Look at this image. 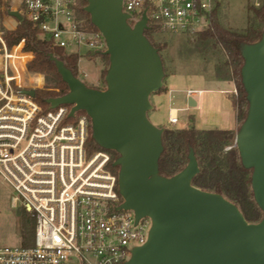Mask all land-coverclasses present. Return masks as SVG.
Returning <instances> with one entry per match:
<instances>
[{"label":"built area","instance_id":"built-area-1","mask_svg":"<svg viewBox=\"0 0 264 264\" xmlns=\"http://www.w3.org/2000/svg\"><path fill=\"white\" fill-rule=\"evenodd\" d=\"M216 2L122 0V11L131 25L145 15L152 35L194 34L208 26ZM76 5L77 0H1L0 19L15 31L19 21L8 12L18 11L52 46L78 54L81 79L88 76L79 68L81 59L106 46L100 31L76 16ZM23 46L22 38L8 48L0 31V178L14 192L11 206L34 220L33 245H0V264H128L132 249L146 241L150 221L135 222L132 210L119 208L123 199L109 152L86 154L87 114L69 116L66 104L43 110L22 93L43 83L40 73L27 69L33 53ZM37 76L41 83L31 81ZM203 91L184 93L195 97ZM230 93H237L235 86ZM187 106L169 107L168 124L178 123V112Z\"/></svg>","mask_w":264,"mask_h":264},{"label":"water","instance_id":"water-1","mask_svg":"<svg viewBox=\"0 0 264 264\" xmlns=\"http://www.w3.org/2000/svg\"><path fill=\"white\" fill-rule=\"evenodd\" d=\"M85 1L83 10L105 41V88L87 86L50 53L68 91L45 102L50 108L70 105L69 116L83 110L94 142L117 153L112 166L118 168L119 208L132 210L135 222L150 221L146 241L132 249L128 264H264V29L258 40L240 47L248 107L234 145L242 166L252 170L253 199L262 212L260 220L248 222L222 194L192 185L199 172L192 149L180 171L159 174L163 127L150 122L148 112L150 95L162 88L164 68L158 48L144 34L146 16L131 25L122 0ZM8 13L22 19L18 11ZM21 91L35 97L33 88ZM184 103L196 106L192 96Z\"/></svg>","mask_w":264,"mask_h":264},{"label":"trees","instance_id":"trees-1","mask_svg":"<svg viewBox=\"0 0 264 264\" xmlns=\"http://www.w3.org/2000/svg\"><path fill=\"white\" fill-rule=\"evenodd\" d=\"M219 3V0H217L208 26L194 34H196V42L202 45L201 49L220 47L223 50L224 57L215 64L213 72L216 78L232 81L236 87L237 93L230 97V103L235 111L238 126L244 120L248 107L246 93L241 83L240 69L243 59L240 54V47L244 43H251L260 38L262 29H264V3L258 7H250L253 18L251 23L242 31L225 28L220 23L217 16ZM85 4V0H77L76 16L85 19L91 27H94L89 20L88 13L83 10ZM0 31H2L3 40L8 48L17 44L23 38V49L33 53L32 59L27 63V69L30 72L40 73L44 76V86L42 89L35 90L34 99L43 110L48 109V104L45 102L46 98L62 95L68 91L67 85L62 81L54 62L48 58V55L52 53L71 70L74 76L78 77V54L68 53L62 48L52 46L49 40L40 35L37 26L25 18L18 22L15 31L3 30L0 23ZM144 34L158 50L164 47V45L155 43L153 40L154 35L149 30L144 31ZM93 55L108 60V56L103 52H95ZM31 81L40 82L41 76L32 78ZM78 113L85 112L81 110ZM162 127L163 150L158 159L159 174L171 176L180 171L186 165L189 150L192 149L199 167V172L191 180L192 185L202 190L222 194L239 208L248 222L260 220L262 212L254 202L251 189L252 170L242 166L237 148L234 145L236 128ZM227 146L231 147L225 149ZM85 149L87 155L97 150H105L100 148L92 139L90 123ZM106 151L109 152L111 157L108 166L117 173L118 168L112 166V161L117 157V153L113 150ZM33 234V218L27 216L24 219L23 217L20 246L33 245Z\"/></svg>","mask_w":264,"mask_h":264},{"label":"rangeland","instance_id":"rangeland-1","mask_svg":"<svg viewBox=\"0 0 264 264\" xmlns=\"http://www.w3.org/2000/svg\"><path fill=\"white\" fill-rule=\"evenodd\" d=\"M217 16L220 23L228 29L237 31L244 30L252 21L253 13L251 6L258 7L264 0H219ZM6 8L9 3H5ZM3 30H7L6 21L0 19ZM155 43L164 45L159 49L164 68V75L167 76V83L172 88H184L195 86L205 88L203 93L195 98L196 106H187V109L178 112V123L171 125L167 122L168 106L185 107L180 99L168 100V94L160 92L158 111L148 112V119L156 126H171L182 128L194 126L196 128H218L231 129L235 126V112L230 106L228 94L222 93L221 89H231V81H215L214 83L203 82L204 77L209 76L215 64L223 59V50L220 47L202 48L201 43L196 42V34H169L161 33L153 36ZM82 58L79 68L86 71L88 76L82 77L87 86L104 89V76L108 67V60L99 56L88 54ZM175 71V72H174ZM43 76V74H41ZM23 80H27L24 75ZM44 86V76L42 87ZM41 87V88H42ZM40 88V89H41ZM181 95L183 93H180ZM155 98V97H153ZM157 116V118H156ZM158 118L160 119L159 121ZM13 190L0 178V245L19 246L21 244V223L30 215L24 211L11 206Z\"/></svg>","mask_w":264,"mask_h":264},{"label":"crops","instance_id":"crops-1","mask_svg":"<svg viewBox=\"0 0 264 264\" xmlns=\"http://www.w3.org/2000/svg\"><path fill=\"white\" fill-rule=\"evenodd\" d=\"M175 72V71H174ZM172 73V72H171ZM171 73H166V75H164V78H163V85H162V90L161 91H157L153 94L150 95V102L153 106L152 108V112H155V111H158L159 108H158V102H159V99L157 98V95L158 93L160 92H163V93H167L168 94V100L169 101H173L175 99H180L181 102L184 103L185 99H186V95L184 93L185 89L187 88H195V89H202V90H205V88H200V87H191V86H186L184 88H172V87H169L168 86V83H167V76ZM32 79V78H31ZM42 80V78H41ZM215 81H222L221 79H218L214 76V72H213V68H212V71L210 72L209 76H206L204 77V80L203 82H200V83H208V84H211V83H214ZM41 83V81H40ZM232 83V87L231 89H221L220 91L224 94H228V98H229V102H230V97L233 95L232 93H230V91L232 90V88L235 86L234 83L231 81ZM180 93H183L182 95ZM155 97V98H153ZM196 101V104H197V99L195 97H193ZM230 106H231V103H230ZM169 107H172V106H168ZM174 108H182V107H174ZM233 109V108H232ZM168 112V111H167ZM235 112V111H234ZM157 118V116H156ZM160 119L158 118L157 121H159ZM162 126H165V125H161L160 127ZM237 126V123H236V118H235V126L234 128H236ZM199 129H207V128H199ZM209 129V128H208Z\"/></svg>","mask_w":264,"mask_h":264}]
</instances>
